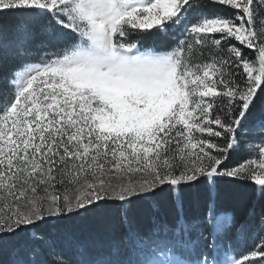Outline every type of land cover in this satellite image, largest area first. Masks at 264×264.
<instances>
[{
  "label": "snow or ice",
  "instance_id": "snow-or-ice-1",
  "mask_svg": "<svg viewBox=\"0 0 264 264\" xmlns=\"http://www.w3.org/2000/svg\"><path fill=\"white\" fill-rule=\"evenodd\" d=\"M9 20L18 35L35 20L39 39L14 48ZM157 33L172 43L157 48ZM17 57L0 75V244L119 207L128 257L113 246L81 264H264V234L237 247L256 201L238 220L217 188L229 179L264 196V135L230 163L264 94V0H0V70ZM252 127L264 133V120ZM200 184L203 212L190 216L185 193ZM164 193L173 218L154 215L141 236L128 206Z\"/></svg>",
  "mask_w": 264,
  "mask_h": 264
},
{
  "label": "trees",
  "instance_id": "trees-1",
  "mask_svg": "<svg viewBox=\"0 0 264 264\" xmlns=\"http://www.w3.org/2000/svg\"><path fill=\"white\" fill-rule=\"evenodd\" d=\"M211 11V9H209ZM36 21L28 22L26 33L18 35L16 30V21L9 20L5 29V39L10 40L13 47L24 46L28 47L35 40L39 39L36 30ZM154 31V30H153ZM146 44H152L153 38L150 36L145 41ZM157 48L167 47L172 41L169 37L161 36L158 33L154 40ZM251 51V50H248ZM22 58H9L6 61L3 70H0V75L12 68H16L22 64ZM0 87H4L0 81ZM251 114L248 117L247 124L244 128L247 132L240 133V142L245 134L253 131V125L258 121L264 120V94L258 90L257 98L250 110ZM247 152L240 145V148L231 154V164H236L241 160L247 158ZM218 188V202L223 208L232 209L235 211L237 219H241L252 201H256L255 215L249 221V229L245 239L240 243L242 247H252L254 243L259 242V235L264 234L258 229V219L261 212H264V196L257 197L256 186L238 182L229 179L221 180L217 185ZM206 200V189L203 184L195 188H189L185 193V211L190 216H195L203 212L204 202ZM158 206V212L153 205ZM121 209L119 207H107L103 209H94L87 212L85 215L73 214L71 217H65L57 222H50L42 224L41 228L36 232L39 239H46L48 241L54 240L58 236L59 230H65L73 237L74 240L82 242L83 244V258L86 260L94 259L102 254H106L113 246H117L119 250V259L128 257V243L125 230L119 227ZM128 219L141 236L145 235L151 228L152 217L159 216L163 219L171 221L174 216V209L171 205L167 193L155 196L153 200H144L141 198H133L131 204L127 208ZM256 233V235H253ZM36 241L30 237L29 232L21 233L17 238H14L8 243L0 244V264H8V251L6 248H17L24 244L32 246ZM59 255L69 261V264H76L75 256L79 258L74 246H71L66 252L64 250L57 251ZM40 260L47 261L52 264L50 254L44 248L39 250ZM25 260L27 257L25 256Z\"/></svg>",
  "mask_w": 264,
  "mask_h": 264
},
{
  "label": "rangeland",
  "instance_id": "rangeland-1",
  "mask_svg": "<svg viewBox=\"0 0 264 264\" xmlns=\"http://www.w3.org/2000/svg\"><path fill=\"white\" fill-rule=\"evenodd\" d=\"M261 135H264V133H262L259 130H253L243 136L240 145H242L243 149H245V151L247 152L246 157L249 156V152L245 148L246 141H256L261 137ZM29 235L30 237H32L31 232H29ZM36 241L37 242H35L32 246L29 245L26 246L24 244H21L18 247V249L17 248L13 249L14 247L12 248L10 246L6 248L7 251L9 252L8 264H15V262H19V261L30 262L33 260H40L38 253L41 248L47 250L48 253L50 254V259L53 260L54 259L53 253L59 254L57 252L59 251V249L60 250L62 249L66 252L71 246H74L76 253L80 255L79 258L75 256L76 264H81L82 261H87V259L85 260L81 254V249L83 248L82 242H78L77 240H74L73 237L70 236L69 233H67L65 230H59L58 236L52 241H48L46 239L40 240L39 238H37ZM237 247L248 249V247L246 246L242 247L241 244L237 245ZM25 256L27 257V260H25Z\"/></svg>",
  "mask_w": 264,
  "mask_h": 264
}]
</instances>
